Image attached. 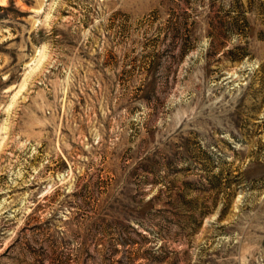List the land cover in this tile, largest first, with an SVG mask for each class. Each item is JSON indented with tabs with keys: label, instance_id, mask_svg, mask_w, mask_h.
<instances>
[{
	"label": "rangeland",
	"instance_id": "374dc122",
	"mask_svg": "<svg viewBox=\"0 0 264 264\" xmlns=\"http://www.w3.org/2000/svg\"><path fill=\"white\" fill-rule=\"evenodd\" d=\"M0 264H264V0H0Z\"/></svg>",
	"mask_w": 264,
	"mask_h": 264
}]
</instances>
